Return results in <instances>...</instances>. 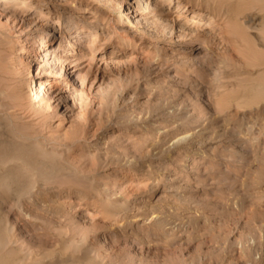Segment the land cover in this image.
I'll list each match as a JSON object with an SVG mask.
<instances>
[{
    "label": "rangeland",
    "instance_id": "1",
    "mask_svg": "<svg viewBox=\"0 0 264 264\" xmlns=\"http://www.w3.org/2000/svg\"><path fill=\"white\" fill-rule=\"evenodd\" d=\"M155 2L138 28L98 1L0 0V117L65 169L18 202L0 192L18 243L4 264H264V106L242 115L215 97L258 72L254 32ZM73 21L84 32L59 38Z\"/></svg>",
    "mask_w": 264,
    "mask_h": 264
},
{
    "label": "bare ground",
    "instance_id": "2",
    "mask_svg": "<svg viewBox=\"0 0 264 264\" xmlns=\"http://www.w3.org/2000/svg\"><path fill=\"white\" fill-rule=\"evenodd\" d=\"M89 1H90V7L93 1H98V3L99 2L104 3L106 5V10L110 12V14L114 18L116 17V21H118L119 24L121 25L126 23L123 20L124 16H129V15L132 16L133 14H138L136 15V18H139V19L135 23V26L138 28L139 26L141 27V25L143 24L142 19L140 20V18H143V15L142 14L140 15L138 12L144 9L149 10L150 5H151V4L149 5V0H144L145 7H143L142 5L143 0H138L136 3H132L131 0H111L110 2H103L101 0H89ZM155 1L156 2L154 4V8L153 7L152 8H153L154 13H158L157 10L161 7L163 0H155ZM177 2L180 3V5L182 6L183 13L193 10L194 11L193 13L196 16V19L204 18L205 14L206 15L210 14V16H212L210 18L215 19V20L220 17H224V18H228V21L232 24L233 29L236 28V30L238 29L243 30L244 32H248L249 34L252 33L249 31L254 32L253 35L250 34L249 41L251 45L254 47V53H258L260 56L257 57L253 55L251 60L250 59L247 60L246 67H248V69H251L253 71L257 70L259 74H257L258 73L257 72L255 75H253V72H252V75H250V79L248 81V86L241 92L239 96L233 94L232 92L234 91L232 92H229L230 90L227 91L226 88H224L223 86L220 88V93L215 97L218 99L219 102L233 104L235 111L239 114H242V115L249 114L250 116L256 114L258 116L259 111L264 106V0H239L238 3L235 4V6L233 7H227V6L211 3L209 0H202L204 7L200 6L196 2H185L183 0H177ZM15 4L18 5V2L17 3L15 2L14 6H12L14 10H15ZM135 5H137V7H133ZM79 7L80 6L75 7L76 11L80 10ZM22 8L24 10L23 11L24 13L29 12V11H26L27 9H29L26 6L23 7L22 5ZM94 8L95 7H92L90 8V10H94V12H97V10ZM121 9H122V12H123V9H125L123 15H121L122 13L120 11ZM15 11L18 12L17 10ZM52 12L55 13V10H53ZM94 15L96 17V14ZM239 18H246V19H244L243 22H240ZM188 22L189 21L185 20V23L181 27L183 28L185 25L188 24ZM190 25H193L192 30L195 33L196 32L199 33V30L202 28L200 25H197L196 22H192ZM105 26H107V28L110 27L108 23ZM53 27H54L53 25L49 24L46 27V31ZM82 28H85V27L82 25L79 26L76 24L75 21H73L71 24H69L68 30L65 33H62L59 38L65 39L67 35H76V34L77 36H79L81 35L80 33L84 32ZM121 32L125 34L124 38H126L129 43L128 48L132 49L133 47L131 44L135 42L134 36L131 35L127 31H121ZM232 33L236 37V34L234 32ZM50 36L51 35L49 33L44 38H42L40 40L39 45L36 48L38 50L39 49L44 50L45 47L50 45L51 43ZM198 36H200V33ZM236 38H237V43L240 42L243 45L248 44L247 42H244L243 40H241L239 37H236ZM202 40L208 41V38L203 37ZM193 41L194 40H191L189 43L192 44ZM91 46L93 47V45ZM240 46H241L240 44H237V47L239 49L238 51H241L242 49V48L240 49ZM37 54H39V52H37ZM114 62L118 64L117 61H113L112 63ZM38 85H39V94H40L42 92V87L45 84L41 80H38ZM240 87L242 86H239V88ZM33 94L35 95L37 93L33 92ZM1 102L2 101H0V103ZM14 105H16V103H14ZM8 108H11V107H8ZM8 114L10 113L7 112V115ZM5 116H6V113H5ZM12 117H15V115ZM0 118H1L0 120V192L2 193L7 192V194L10 193L13 196L15 202H18L22 196L31 193L32 190L35 189L37 179L47 181L50 178L52 179L58 176V174L64 171L65 169L61 165L54 162L56 155L54 153H49L42 146L37 145V146L27 147V146L21 145L17 141L19 136L17 137L16 140H14L12 135L15 136V134L14 133L12 134L10 130L12 128H15L16 125L11 127V129H7L8 127L7 118L5 119L3 117H0ZM9 119H12V118H9ZM89 187H90V190H92V184ZM104 206L106 205L104 204ZM107 207H109L108 203H107ZM15 240L16 239L13 233V229H9L8 227H2V228L0 227V264H4V262H6L4 261L6 260V257L3 255L4 252L7 251L8 252L7 254H12L15 252L14 247L15 245L18 244ZM15 242L17 244H15ZM20 261H21L20 263L23 264L22 259ZM11 264H17V263L13 262Z\"/></svg>",
    "mask_w": 264,
    "mask_h": 264
}]
</instances>
